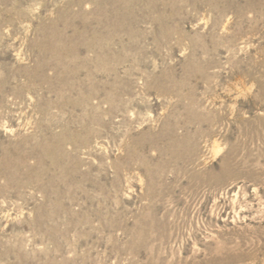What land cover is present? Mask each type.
Instances as JSON below:
<instances>
[{"label": "rangeland", "instance_id": "obj_1", "mask_svg": "<svg viewBox=\"0 0 264 264\" xmlns=\"http://www.w3.org/2000/svg\"><path fill=\"white\" fill-rule=\"evenodd\" d=\"M0 172V264H264V0H0Z\"/></svg>", "mask_w": 264, "mask_h": 264}, {"label": "bare ground", "instance_id": "obj_2", "mask_svg": "<svg viewBox=\"0 0 264 264\" xmlns=\"http://www.w3.org/2000/svg\"><path fill=\"white\" fill-rule=\"evenodd\" d=\"M114 96H115V95H114ZM109 99H110V98H109ZM120 100H121V99H120ZM109 102H110V101H109ZM96 106H97V105H96ZM96 106H95V107H96ZM109 107H110V106H109ZM111 107H112V106H111ZM108 109H109V108H108ZM12 152H13V151H11L10 153L12 154ZM48 153H50V151H48ZM13 154H14V152H13ZM21 159H22V158H21ZM23 161H25V158H24V159H22V162H23ZM1 170H4V169H3V168H1ZM1 173H2V172H0V174H1ZM11 177H12V176H11Z\"/></svg>", "mask_w": 264, "mask_h": 264}]
</instances>
